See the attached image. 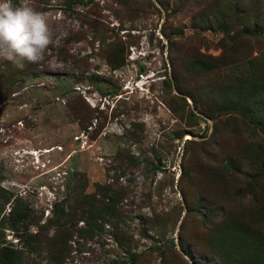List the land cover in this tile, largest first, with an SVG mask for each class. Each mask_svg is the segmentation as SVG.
<instances>
[{
  "label": "rangeland",
  "instance_id": "obj_1",
  "mask_svg": "<svg viewBox=\"0 0 264 264\" xmlns=\"http://www.w3.org/2000/svg\"><path fill=\"white\" fill-rule=\"evenodd\" d=\"M233 2L28 0L52 43L0 58V244L23 264H252L264 128L217 94L261 95L264 0Z\"/></svg>",
  "mask_w": 264,
  "mask_h": 264
},
{
  "label": "clouds",
  "instance_id": "obj_2",
  "mask_svg": "<svg viewBox=\"0 0 264 264\" xmlns=\"http://www.w3.org/2000/svg\"><path fill=\"white\" fill-rule=\"evenodd\" d=\"M52 43V34L45 14L23 0L14 5L12 0H0V58L23 69L25 62L43 61Z\"/></svg>",
  "mask_w": 264,
  "mask_h": 264
},
{
  "label": "trees",
  "instance_id": "obj_3",
  "mask_svg": "<svg viewBox=\"0 0 264 264\" xmlns=\"http://www.w3.org/2000/svg\"><path fill=\"white\" fill-rule=\"evenodd\" d=\"M240 3H242V0H235V2H233L232 5L238 13L242 14V17H243L245 14L244 13L245 10H243V8H245L246 6L240 5ZM220 25H221L220 28L222 29L225 26L224 24H220ZM255 29H256L255 27L249 29L248 26L245 24H244V27H242V30L244 31H254ZM225 32L227 31L225 30ZM199 68H202V66L200 65ZM263 77H264V74H263ZM236 84L229 83V81L227 80L225 81L223 79L219 81L222 94L218 92L217 95L218 96L222 95V97L223 96L228 97L229 95H232L231 97L227 98L228 99L227 103H225L224 106H221V107L223 109H238L239 108L243 112V114L249 116L252 121H254L257 125L264 128V78H263V87L262 88L258 87L259 90H257V92H260L261 94L260 96H256V92L254 93V95L248 96L242 93L241 91H239L235 86ZM190 97L192 98L191 94H190ZM235 101L237 102L235 103ZM11 213L13 214L12 219L14 221H20L24 218H27V214L25 213V210L21 206L20 207L13 206ZM133 258H134V255L133 254L130 255V261ZM0 264H23L21 254L17 250H11L5 247L4 245L0 244ZM252 264H264V249L261 251V254H259V256H256L253 259Z\"/></svg>",
  "mask_w": 264,
  "mask_h": 264
}]
</instances>
